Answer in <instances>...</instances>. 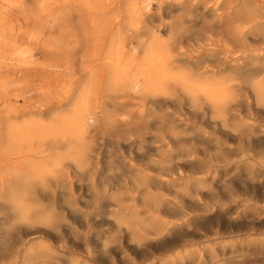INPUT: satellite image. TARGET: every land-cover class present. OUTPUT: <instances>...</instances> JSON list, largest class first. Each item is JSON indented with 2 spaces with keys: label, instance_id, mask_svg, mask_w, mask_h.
Returning a JSON list of instances; mask_svg holds the SVG:
<instances>
[{
  "label": "bare ground",
  "instance_id": "1",
  "mask_svg": "<svg viewBox=\"0 0 264 264\" xmlns=\"http://www.w3.org/2000/svg\"><path fill=\"white\" fill-rule=\"evenodd\" d=\"M64 14L61 62L0 132V264H120L126 234L122 264H237L193 237L223 206L264 216V0H99L84 40Z\"/></svg>",
  "mask_w": 264,
  "mask_h": 264
},
{
  "label": "rangeland",
  "instance_id": "2",
  "mask_svg": "<svg viewBox=\"0 0 264 264\" xmlns=\"http://www.w3.org/2000/svg\"><path fill=\"white\" fill-rule=\"evenodd\" d=\"M98 2L99 0H0V132L12 128V104L18 107L25 105L27 90L33 89L30 95L35 98L38 93L36 89L46 79L45 69L61 62L63 50L60 39L64 31V13L67 14V31L78 33L79 39L84 40L91 36L89 32L92 31L86 25L87 12L97 7ZM175 16L169 19L173 23L176 21ZM211 30L213 27H203L198 23L195 31ZM23 55L31 56L33 68L28 71H25ZM70 56L71 62L78 64V56ZM258 115V118L264 119L263 112ZM209 152L213 153V150ZM252 182L253 194L258 201L264 194V171L256 170ZM235 183L233 180H222L218 196L225 195L227 184H233L231 188H236ZM234 210L233 206H223L217 209L218 214L207 212V215H215V218L203 223L193 238L198 240L220 236L219 240L225 242L224 250L234 258V263L264 264V216H258L253 223L250 220L243 222L242 225L245 223V226L238 228L237 223L243 219L236 216ZM250 212L248 209L246 214ZM227 213H230L229 218ZM139 217L141 215L137 216ZM113 235L115 231L105 233L108 238ZM141 243L142 241L136 242L130 234H126L125 251H116L119 263L122 264L125 254L140 247ZM0 244L6 245L5 247L12 245L10 223L0 224Z\"/></svg>",
  "mask_w": 264,
  "mask_h": 264
}]
</instances>
